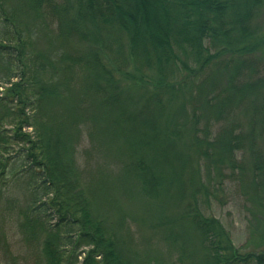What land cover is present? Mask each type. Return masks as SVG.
I'll list each match as a JSON object with an SVG mask.
<instances>
[{
    "label": "trees",
    "instance_id": "16d2710c",
    "mask_svg": "<svg viewBox=\"0 0 264 264\" xmlns=\"http://www.w3.org/2000/svg\"><path fill=\"white\" fill-rule=\"evenodd\" d=\"M19 1L58 27L55 45L34 51L16 10L8 14L0 0L7 85L0 96V186L26 179L18 223L40 241L45 264L151 259L125 251L94 212L105 173L101 165L90 169L91 158L88 171L78 164L84 131L89 151L120 155L115 185L138 192L179 264H264V248L240 252L196 199L206 165L208 173L221 175L226 165L241 174L235 156L242 151L252 172L245 186L264 217V154L257 145L264 138V76L237 82L244 57L264 46V35L250 25L263 0ZM237 111L246 116L243 126L231 120ZM171 203L178 210L169 214Z\"/></svg>",
    "mask_w": 264,
    "mask_h": 264
},
{
    "label": "rangeland",
    "instance_id": "374dc122",
    "mask_svg": "<svg viewBox=\"0 0 264 264\" xmlns=\"http://www.w3.org/2000/svg\"><path fill=\"white\" fill-rule=\"evenodd\" d=\"M4 1L6 4H3V7L8 14L13 9L16 10L18 20L25 29V33L29 35L28 41L31 42L28 47L30 49L37 52L45 51L51 45H55L56 41L53 37L58 27L55 20L35 18L19 0ZM1 17L0 15V31ZM250 25L257 29V35H264V0L256 10ZM244 58L247 63L243 64L241 68L243 75L238 77L237 82L250 81L253 78L264 76V46ZM3 60L0 55V96L7 86L3 83L6 73ZM186 108L191 114L193 105L187 104ZM196 112L200 114L197 108ZM231 120L243 126L246 116L239 111L233 112ZM199 125L203 126V121H200ZM223 125L222 121L216 123L212 127V135H217ZM3 127L10 129L11 126L4 124ZM91 144V140L84 131L76 148V159L83 170L88 171L89 167L86 163L91 158L90 169L97 171L101 165L102 172L105 173V180L100 189L101 199L94 201V212L97 217L115 235L125 251L136 258H151L145 264H179L177 250L161 239L160 232L156 231V227L147 217L144 201L141 200L138 192L128 190L124 192L120 189V184L115 185L120 173V155L112 148L107 152L105 150L104 155L102 150L89 151ZM257 145L264 154V138H259ZM235 159L243 167L241 174L235 173L226 165L221 167V175L212 174L211 171L208 173L206 163L204 170L198 174L203 188L197 194L196 199L200 211L206 216L216 218L221 223L229 233L232 244L240 252L258 251L264 248V244H256L260 228L257 223L263 221L264 217L255 210L245 186L247 181L252 179L251 162L248 154L242 151L237 152ZM24 179L7 178L5 179L6 184L3 183L0 186V264H45L40 252V241L37 242L27 237L18 223L21 220L18 218V212L28 200V188L26 179ZM8 199L13 201L16 210L8 209ZM173 206L172 204L166 209L167 213L171 214L178 210Z\"/></svg>",
    "mask_w": 264,
    "mask_h": 264
}]
</instances>
